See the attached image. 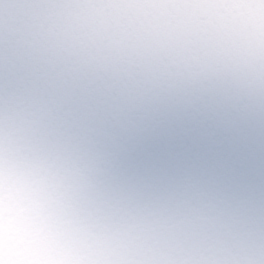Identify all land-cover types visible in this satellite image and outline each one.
Returning a JSON list of instances; mask_svg holds the SVG:
<instances>
[{"label": "clouds", "instance_id": "9594fccd", "mask_svg": "<svg viewBox=\"0 0 264 264\" xmlns=\"http://www.w3.org/2000/svg\"><path fill=\"white\" fill-rule=\"evenodd\" d=\"M0 264H264V0H0Z\"/></svg>", "mask_w": 264, "mask_h": 264}]
</instances>
